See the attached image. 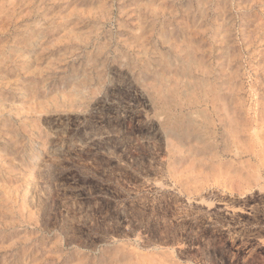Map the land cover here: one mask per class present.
Segmentation results:
<instances>
[{
  "label": "rangeland",
  "instance_id": "obj_1",
  "mask_svg": "<svg viewBox=\"0 0 264 264\" xmlns=\"http://www.w3.org/2000/svg\"><path fill=\"white\" fill-rule=\"evenodd\" d=\"M0 264H264V0H0Z\"/></svg>",
  "mask_w": 264,
  "mask_h": 264
}]
</instances>
